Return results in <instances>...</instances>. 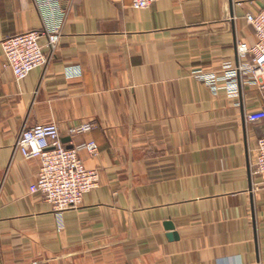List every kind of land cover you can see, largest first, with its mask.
Returning <instances> with one entry per match:
<instances>
[{
	"label": "crops",
	"instance_id": "crops-1",
	"mask_svg": "<svg viewBox=\"0 0 264 264\" xmlns=\"http://www.w3.org/2000/svg\"><path fill=\"white\" fill-rule=\"evenodd\" d=\"M263 7L70 0L47 64L16 81L1 42L42 22L34 0H0V264H264V190L251 166L264 124L246 121L264 91L241 84L229 98L190 76L236 66V46L255 42L245 15ZM71 67L80 75L65 76ZM51 123L66 147H98L78 155L98 187L61 213L30 193L39 160L14 149L23 129Z\"/></svg>",
	"mask_w": 264,
	"mask_h": 264
},
{
	"label": "built area",
	"instance_id": "built-area-1",
	"mask_svg": "<svg viewBox=\"0 0 264 264\" xmlns=\"http://www.w3.org/2000/svg\"><path fill=\"white\" fill-rule=\"evenodd\" d=\"M134 10L151 7L157 0H129ZM42 26L36 31H28L5 38L1 42L3 66L20 81L34 69L43 67L48 59L44 48L51 54L57 49L61 31L66 19L70 0H34ZM251 27L255 42L252 46L239 43L236 46L238 63L227 62L218 73L193 70L190 76L207 87L212 93L225 92L229 98L239 95L241 84H254L264 91V7L245 15ZM45 39L44 46L40 43ZM80 75L78 67L65 69V76ZM248 123L264 124V108L246 115ZM97 127L93 121L84 122L69 130V136L91 132ZM14 149L25 159H38L39 170L30 186V193H40L52 209L61 213L80 206L85 194L98 187L99 175L95 170L86 169L78 155L85 151L90 156L98 153L97 145L90 141L67 148L62 143L56 123L37 125L23 129L18 135ZM252 173L258 177L254 189L264 190V136L256 142L252 161Z\"/></svg>",
	"mask_w": 264,
	"mask_h": 264
},
{
	"label": "water",
	"instance_id": "water-1",
	"mask_svg": "<svg viewBox=\"0 0 264 264\" xmlns=\"http://www.w3.org/2000/svg\"><path fill=\"white\" fill-rule=\"evenodd\" d=\"M67 148H71V147H67ZM165 228L166 230L173 231V226L171 223H166ZM168 237L170 240L177 239V235L175 233L170 234Z\"/></svg>",
	"mask_w": 264,
	"mask_h": 264
}]
</instances>
